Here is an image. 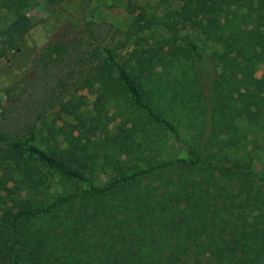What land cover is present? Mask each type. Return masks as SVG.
Masks as SVG:
<instances>
[{
    "label": "trees",
    "instance_id": "trees-1",
    "mask_svg": "<svg viewBox=\"0 0 264 264\" xmlns=\"http://www.w3.org/2000/svg\"><path fill=\"white\" fill-rule=\"evenodd\" d=\"M47 1L57 7L58 0ZM159 1L170 36L145 35L157 16L130 0L132 48L121 63L107 50L98 103L127 91L140 113L135 128L143 116L164 126L188 157L165 159L154 154L157 140H127L128 155H139L130 172L97 182L94 132L81 114L76 125L49 127L44 148L33 142L35 132L26 141L0 134V264H264V177L250 153L222 139L229 121L240 125L234 137L264 135V75L257 76L264 0ZM18 2L0 0V11L14 17L0 59L19 51L34 29ZM199 21L217 46L211 55L178 36ZM75 25L83 26L80 19ZM47 173L59 178L54 190Z\"/></svg>",
    "mask_w": 264,
    "mask_h": 264
},
{
    "label": "rangeland",
    "instance_id": "rangeland-1",
    "mask_svg": "<svg viewBox=\"0 0 264 264\" xmlns=\"http://www.w3.org/2000/svg\"><path fill=\"white\" fill-rule=\"evenodd\" d=\"M129 3L130 0H58L53 8L47 0H19L21 14L31 19L34 29L19 51L10 50L0 59V134L26 141L35 132L33 142L44 148L49 127L76 125V114H81L94 132L90 139L98 164L97 182L130 172L128 168L139 155H128L124 147L127 140H157L154 154L165 159L188 157L180 139L164 126L143 116L144 125L135 128L133 118L140 113L132 108L127 91L115 90L98 103L106 78L104 64H110L107 50L121 63L132 48L133 40L126 33L135 15L130 13ZM131 3L157 16V23L145 35L170 36L159 0H131ZM76 19H80L82 27H76ZM13 20L8 11H0V49L3 33ZM178 36L180 39L189 36L208 55L217 49L204 33L201 21L181 27ZM201 73L208 84L213 78L212 65L207 62ZM263 75L264 64L257 72L259 78ZM238 127L237 122H227L228 135L222 139L232 143L230 148L242 156L250 153L255 173L264 177V135L250 133L245 139L232 136L231 130ZM4 173L0 164V177ZM46 177V186L54 190L59 178L51 173ZM12 186L10 183L9 187ZM4 196L6 193L0 195V214Z\"/></svg>",
    "mask_w": 264,
    "mask_h": 264
}]
</instances>
